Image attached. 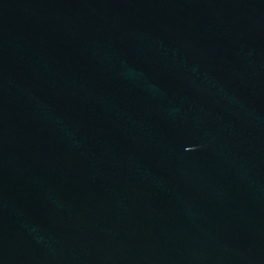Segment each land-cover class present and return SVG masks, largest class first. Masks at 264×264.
<instances>
[{
  "label": "water",
  "instance_id": "water-1",
  "mask_svg": "<svg viewBox=\"0 0 264 264\" xmlns=\"http://www.w3.org/2000/svg\"><path fill=\"white\" fill-rule=\"evenodd\" d=\"M0 264H264V0H0Z\"/></svg>",
  "mask_w": 264,
  "mask_h": 264
}]
</instances>
